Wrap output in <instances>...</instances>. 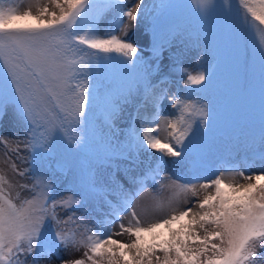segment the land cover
<instances>
[{"label": "snow or ice", "instance_id": "obj_1", "mask_svg": "<svg viewBox=\"0 0 264 264\" xmlns=\"http://www.w3.org/2000/svg\"><path fill=\"white\" fill-rule=\"evenodd\" d=\"M143 4L0 0V119L9 120L18 133L0 135L4 162L13 173L10 179L0 170V264H264V115L259 150L243 164L221 160L169 175L166 158L184 165L206 145L208 131L201 128H210V116L215 119L212 102L194 101L189 92L194 85L208 92L215 73L204 68L187 74L185 89L166 87L159 62L171 43L167 34L154 29L147 60L138 55L141 49L133 39ZM238 4L239 10L230 7L229 14L252 37L264 96V0ZM193 12L206 17L208 6L196 0ZM108 13L112 22L101 32ZM140 42L149 46L147 37ZM112 53L123 57V71L138 83L135 90L101 97L89 77L93 63L111 61ZM99 107L113 125L125 108H132L125 142L113 147L109 141L105 156L118 153L129 164L107 172L79 169L75 190L58 200L55 173L49 175L45 166L50 168L57 155L71 163L65 140L81 150L87 146L88 125ZM148 150L159 154L157 167L138 173V156ZM257 162L260 170L252 172ZM148 173L156 182L163 174L171 195L166 201L153 197L152 205L138 213L133 202L147 187L143 177ZM58 208L65 219L57 216ZM125 214L131 216L128 224L120 223L113 233L112 225ZM125 233L127 242L113 238ZM81 251L78 258H65Z\"/></svg>", "mask_w": 264, "mask_h": 264}, {"label": "rangeland", "instance_id": "obj_2", "mask_svg": "<svg viewBox=\"0 0 264 264\" xmlns=\"http://www.w3.org/2000/svg\"><path fill=\"white\" fill-rule=\"evenodd\" d=\"M24 2L27 3V0ZM202 2L208 6L206 17L194 14L196 0H144L137 36L133 37L141 39L135 40L141 49L138 55L147 60L154 39V29L157 33L163 31L167 34V40L171 43L165 44L159 63L162 69L161 74L168 77V83L165 86L174 91L185 89L184 82L187 74L195 75L204 68L215 73L213 87L208 92L201 91L198 85L191 86L189 92L194 101H202L206 104L209 100L212 102L210 111L215 119L212 121L210 116V128L208 125L201 128L202 131H208L206 145L184 165H177L176 158H166L164 170L169 175L180 176L200 165L212 167L221 160H234L243 164L244 159L251 156L254 151H258L260 147V127L262 115H264V96L260 88V60L253 46L252 37L241 30L234 16L229 14L230 7L239 10L238 0H202ZM145 7L147 11H144ZM112 19V14L108 13L101 22V32L108 29ZM116 34L120 35L118 32ZM144 37L148 38V47L140 42ZM177 53L179 55H176ZM110 55L113 59L107 64V69L92 70L89 77L92 86L98 90L101 97L117 96L120 93H126L129 88L135 90L137 78L123 71L120 63L123 57L116 53ZM204 96H208V100H204ZM164 108L166 112L169 110L167 101ZM131 111V107L125 108L123 115L115 121L114 125L105 120L104 114L103 116L94 114L92 119L95 134L87 140V146L82 150L65 140V155L71 163L66 164L57 155L49 161L50 168L45 166L49 175L55 173L58 200L70 196L75 190L73 176L81 168L87 173L90 167L94 171L107 172L115 171L117 167L123 169L128 166L129 162L119 158L118 153L107 160L105 156L110 154L109 141L113 147H118L125 142ZM11 134H18L16 128L9 120L0 119V135ZM2 152L3 149L0 148V170L13 179V173L4 162ZM24 155L28 156V153ZM158 155L152 150L141 152L138 156L137 172H147L150 167L156 168ZM21 167L27 168L29 165L22 164ZM260 167L257 162L251 171L257 172ZM143 178L147 187L133 202V207L138 213L142 207L152 205L153 197L166 201L171 195L167 188L170 181L163 178V174L161 178H158V182L152 179L151 173ZM14 179L20 183L30 182L28 177L23 180L20 177ZM160 185L165 187L161 188ZM188 195L191 196L190 193ZM202 196L203 193L201 198ZM109 199L116 202L114 197ZM83 211L81 209L77 215H81ZM57 216L62 220L66 218L64 211L59 208ZM130 219V214L123 215L121 220L112 225L111 231L119 232L120 223L127 225ZM60 227L65 226L60 225ZM53 230H56L55 225ZM113 238L124 242L129 240L127 233L114 235ZM81 255L82 251L72 252L70 255L65 254V258L74 259Z\"/></svg>", "mask_w": 264, "mask_h": 264}, {"label": "trees", "instance_id": "obj_3", "mask_svg": "<svg viewBox=\"0 0 264 264\" xmlns=\"http://www.w3.org/2000/svg\"><path fill=\"white\" fill-rule=\"evenodd\" d=\"M108 63H110V61L106 60V61L102 62L99 67H97L96 64L95 65L93 64L92 70L93 71H99L101 69H107V64ZM95 114H96V116H98V115L103 116V114H104L103 107H99L96 110ZM92 118H91V121H90V123L88 125L89 131H88V135H87V140L91 139L93 137V135H94L93 133H95V125H94V121H93ZM81 134L83 135V132Z\"/></svg>", "mask_w": 264, "mask_h": 264}, {"label": "bare ground", "instance_id": "obj_4", "mask_svg": "<svg viewBox=\"0 0 264 264\" xmlns=\"http://www.w3.org/2000/svg\"><path fill=\"white\" fill-rule=\"evenodd\" d=\"M133 39H134V38H133ZM134 40H141V39H139V38H138V39H134ZM160 135H164V133H163V132H161V133H160Z\"/></svg>", "mask_w": 264, "mask_h": 264}]
</instances>
